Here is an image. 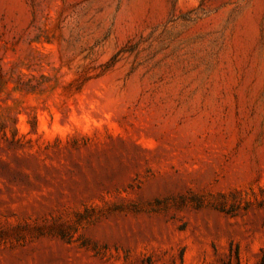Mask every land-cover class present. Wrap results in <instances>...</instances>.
<instances>
[{
  "label": "rangeland",
  "instance_id": "obj_1",
  "mask_svg": "<svg viewBox=\"0 0 264 264\" xmlns=\"http://www.w3.org/2000/svg\"><path fill=\"white\" fill-rule=\"evenodd\" d=\"M0 264H264V0H0Z\"/></svg>",
  "mask_w": 264,
  "mask_h": 264
},
{
  "label": "bare ground",
  "instance_id": "obj_2",
  "mask_svg": "<svg viewBox=\"0 0 264 264\" xmlns=\"http://www.w3.org/2000/svg\"><path fill=\"white\" fill-rule=\"evenodd\" d=\"M171 103V102H170ZM201 104V103H200ZM168 105V104H167ZM167 107V106H166ZM189 107V106H188ZM175 108V107H174ZM180 108V107H179ZM169 109H171V108H169ZM188 110H189V108H187ZM177 111V110H176ZM201 111V110H200ZM180 112V111H179ZM196 114V113H195ZM183 115V114H182ZM199 116H200V114H199ZM186 117V116H185ZM203 117V116H202ZM181 118V117H180ZM193 118L192 117H190V120H192ZM188 120V119H187ZM186 120V121H187Z\"/></svg>",
  "mask_w": 264,
  "mask_h": 264
}]
</instances>
